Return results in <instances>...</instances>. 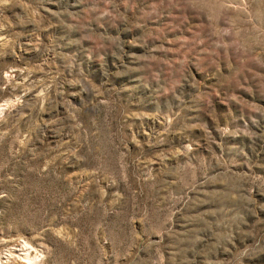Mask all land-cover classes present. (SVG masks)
I'll list each match as a JSON object with an SVG mask.
<instances>
[{
    "label": "rangeland",
    "instance_id": "1",
    "mask_svg": "<svg viewBox=\"0 0 264 264\" xmlns=\"http://www.w3.org/2000/svg\"><path fill=\"white\" fill-rule=\"evenodd\" d=\"M0 264H264V0H0Z\"/></svg>",
    "mask_w": 264,
    "mask_h": 264
}]
</instances>
